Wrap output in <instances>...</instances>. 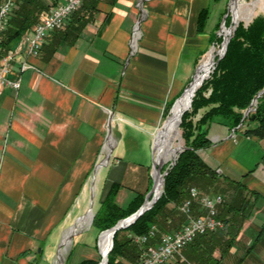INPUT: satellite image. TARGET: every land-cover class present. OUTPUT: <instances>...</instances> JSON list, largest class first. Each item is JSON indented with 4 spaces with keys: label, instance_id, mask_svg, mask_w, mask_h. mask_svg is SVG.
I'll return each instance as SVG.
<instances>
[{
    "label": "crops",
    "instance_id": "crops-1",
    "mask_svg": "<svg viewBox=\"0 0 264 264\" xmlns=\"http://www.w3.org/2000/svg\"><path fill=\"white\" fill-rule=\"evenodd\" d=\"M27 1L16 0L15 9L29 10L34 23L9 45L7 78L20 76V88L0 85V264H59L55 253L65 230L85 208L78 227L90 223L95 195L99 204L116 183L115 202L121 197L128 167L121 157L137 148L141 123L153 157L162 107L180 87L177 62L193 47L200 8L195 0H85L30 57L35 25L64 0ZM22 64L27 68L20 71ZM219 130L217 162L208 157V166H220L223 176L254 193L244 194L251 208L233 216L234 239L218 264H264V137ZM240 146L255 147L250 165L234 156Z\"/></svg>",
    "mask_w": 264,
    "mask_h": 264
},
{
    "label": "trees",
    "instance_id": "trees-1",
    "mask_svg": "<svg viewBox=\"0 0 264 264\" xmlns=\"http://www.w3.org/2000/svg\"><path fill=\"white\" fill-rule=\"evenodd\" d=\"M35 1V0H33ZM32 0H28L30 5ZM36 3H31L35 6ZM24 7L13 10L9 24L0 41L1 53L5 54L9 45L34 23V16ZM208 17V8L200 10L197 17V33L203 34ZM229 18L226 19V23ZM216 42L221 37L213 36ZM264 89V16L255 17L248 25L238 23L231 36L224 56L217 62L210 76L203 81L192 98L191 111L182 115L180 130L185 143L175 164L169 167L164 176L163 192L154 205L145 211L133 224L116 231L112 249L108 254L107 264H137L140 248L133 241L134 236H141L155 225L163 227L168 219L173 218L172 208L178 207L187 198L191 186L205 181L208 187L224 194L217 209V218L224 223L222 230L197 236L183 249V258L170 260L165 264H218L234 239L233 216L237 212H246L251 208L244 194H253L240 182L219 175L215 169L207 166L198 150L209 145L207 138L209 125L219 119L230 130L242 125L238 130L246 137H264V94L257 99L254 112L242 120L244 111L251 101ZM173 100L166 102L162 118L168 115ZM200 109H206L201 118L193 124L191 116ZM252 117L254 119L252 120ZM119 184H111L106 196L94 212L91 227L99 232L113 227L138 210L143 196H135L125 208L115 202ZM196 206L193 205V209ZM200 214V212H199ZM216 251L219 256L216 257ZM71 255V254H70ZM69 255V257H70ZM68 257V258H69ZM68 260V259H67ZM77 264H97L85 259Z\"/></svg>",
    "mask_w": 264,
    "mask_h": 264
},
{
    "label": "rangeland",
    "instance_id": "rangeland-1",
    "mask_svg": "<svg viewBox=\"0 0 264 264\" xmlns=\"http://www.w3.org/2000/svg\"><path fill=\"white\" fill-rule=\"evenodd\" d=\"M194 2H196L195 3L196 5H194V6L200 8L198 13H197V17H198V14H199L201 9L206 8V7L208 8V17H207V20H206V23L204 26V32H203V34L197 33V27H196L197 26L196 11L197 10L195 9L196 22H195V35H194L195 38L193 40V47L191 49L185 48L184 53L186 55L180 56L178 59L177 70H176L174 78L179 81L180 87H179V89L175 95L173 93L172 95H169L167 97V99L164 102V105L162 107V113H163V109H164L166 102L173 100V103H174L175 100L181 96L184 89L187 88L189 86L190 82L192 81V78L195 74L196 68L199 66L198 67V70H199L202 63L210 57H211L210 64L206 68H207L208 72L211 70L210 65L212 62V55H214L213 60H216L217 57L219 56V52L221 50L223 35H225V37H228V30L229 29L231 30L230 27L234 25V22L237 23V25H238V23H243L246 26L255 17L264 16V0H236L231 5L229 3V0H195ZM80 8L76 12H74L70 17H72V16L74 17L79 12ZM228 10H230V13L225 18L224 29H222V31L220 32L219 28H220L222 19ZM227 18H229V21L226 23ZM232 19L234 22H231ZM8 22H9V20H8ZM8 22H7V25H6L3 33L5 32V30L8 26ZM65 26H66V24H65ZM57 31H60V30H57ZM3 33L1 34L0 41L2 40ZM214 35H216L217 37H221V41L216 42L214 37H213ZM8 52H10V51H8ZM190 54H192V55H190ZM1 56H3V55H0V57ZM210 74H209V76H210ZM205 75H206V73H205ZM186 97H188L187 92L185 93V98ZM173 103H172V105H173ZM172 105H171V107H172ZM171 107H170V109H171ZM190 108H191V106H190ZM190 108L185 112L191 111ZM170 109H169V111H170ZM169 111H168V115L166 117H168L170 115ZM205 111H206V109H200L196 114L191 116L193 124L196 123L201 118L202 114ZM250 113H252V112H250ZM164 119L162 118L161 122L159 123V127L163 123ZM242 120H243V117H242ZM241 125H242V121H241V124H239L237 128L229 130L222 123V121L219 119H215L209 125L208 134H207V138L209 140V145L203 149L198 150V155L200 156L202 161L207 166L210 163L208 160V157H209V159L211 158V160H213L215 163L217 162L215 158H212V155L217 154L216 153L217 145L223 141L222 136L218 137V135H217L218 133L221 134L219 132V131H221V130H219V128L220 129L223 128V129L227 130L228 132H231V131L236 132V131H239L238 128H240ZM146 128H147L146 125L141 123V132H139L138 135L135 137V140L138 142L137 148L133 152L127 151V153H125L121 157L123 159L124 163L128 164V167L125 171V177L123 178V182H122V186H121L122 187L121 189L123 191L121 192V197L118 200H116V204L119 205L121 208H125L127 206V204L131 201L130 198L138 196V195H141V197L143 196V201H144L145 196L147 195V193L152 188L153 180H152V176H151V172H152V158H151V146H150L151 140H150V136H149ZM174 130H175L174 128H171L170 131H174ZM176 132H177V136H174L172 139V147L170 148V151L165 158V162H163V165L161 167V173H163L164 171H166L169 168V163H170L173 155L175 154V150H177L178 148H185L184 140L181 137L180 124H179V128L174 131V133H176ZM166 146L167 145H165V147ZM165 147L163 146L162 150ZM242 148L243 147L240 146L239 150L237 152L235 151L234 152L235 155L234 154L233 155L234 156L238 155L237 159L239 161L240 155L242 154V157L245 158V163L247 165H250V163H252L253 158L255 156V149H253L255 147L248 146V147L244 148L243 150H242ZM168 149L169 148L167 147V150H166L167 152H168ZM165 155H164V157H165ZM210 166H213V165H210ZM210 168H212V167H210ZM219 168H220V166H214L212 169L220 170ZM106 170H107V168H102L100 170V173L98 175V177L100 179V185H102V183L104 181ZM96 174H97V170H93V172L91 171L88 181H91L92 178L94 179L95 176L93 177V175H96ZM89 183L87 185L88 187H90ZM97 185H98V181H97ZM98 187H99V192H100L101 188L99 185L97 186V188ZM191 188H195L196 191L199 193V196H206V197H210V198H215L217 196L221 197V202L219 204H217L215 207L216 217H217V209H218V206L221 205V203H222V198H224V194L222 192H218L217 190L211 189V187H208L207 182L201 181V183H197L196 185L191 186L188 189L187 198H190L189 190ZM146 190H147V192H146ZM96 193H97V191H96ZM151 197L149 198V200L151 199ZM186 199H184L181 202V204L176 208L173 207V205H171V204L168 206L169 208H172V211H173L172 214L175 216L171 219H168L166 221L165 225L163 224V227L162 226L157 227V226L153 225V226H155L158 235L164 234V233L175 232V231L181 229V227H183L189 221V218H194V217H197V216L204 214V209L201 207L198 200H192V203L190 205L189 214L183 212L182 203ZM193 205L196 206L195 209H193ZM98 207H99V204L96 201V195H95V199L93 200V213L98 209ZM86 209L87 208H85V210L83 211L82 214L85 213ZM199 212H200V214H199ZM74 213H75L74 215H77L80 213V210L76 209ZM91 224L90 223L87 225L85 224L82 227L77 226V228H76L77 233L72 236V240L70 242H67V245L63 249L64 251L62 254V258L64 259V264L65 263L66 264H77L81 260H85V259L93 260V261L97 262V264L100 262L101 256H100L99 239H100V234L103 231L99 232L97 229L92 228ZM223 228H224V223L222 222V228L218 229V230H222ZM215 231H217V230L208 231L204 234L213 233ZM204 234H202V235H204ZM134 237H132L134 243L136 245H138L140 248V254H139V257H140L141 252L143 251L145 246L140 245L139 243L135 242ZM156 242H157L156 239H150L148 241V244L154 245ZM38 249H40V248H38ZM182 254H183V252H181V257L178 256L177 258H180V259L182 258V260H184ZM69 255H70V257H69ZM68 257H69V260L67 261Z\"/></svg>",
    "mask_w": 264,
    "mask_h": 264
},
{
    "label": "built area",
    "instance_id": "built-area-1",
    "mask_svg": "<svg viewBox=\"0 0 264 264\" xmlns=\"http://www.w3.org/2000/svg\"><path fill=\"white\" fill-rule=\"evenodd\" d=\"M83 2L84 0H64L51 6L35 25L32 36L27 39L28 56H38L47 35L63 29L70 16L82 6ZM15 6L16 0H0V39ZM12 60V52L0 57V85L18 91L21 84L20 76L14 80L7 78L11 72ZM26 68L27 65L22 64L20 71ZM189 195L190 198L182 203L183 212L189 214L192 200H198L204 209V214L189 218V221L181 229L172 233L158 235L155 226H152L146 234L135 236V242L145 246L137 264H165L178 256L181 257L185 246L197 236L222 228V222L216 217L215 209L216 205L221 202V197L199 196L195 188L189 190ZM150 239H156L157 242L154 245H149Z\"/></svg>",
    "mask_w": 264,
    "mask_h": 264
},
{
    "label": "water",
    "instance_id": "water-1",
    "mask_svg": "<svg viewBox=\"0 0 264 264\" xmlns=\"http://www.w3.org/2000/svg\"><path fill=\"white\" fill-rule=\"evenodd\" d=\"M145 0H141V4H143ZM236 0H229L230 5L232 3H234ZM230 13V10L227 11V13L224 15L219 31L221 32L222 29H224V22H225V18L228 16V14ZM231 22H234L233 19L231 20ZM237 26V23L234 22V25L231 26V30H228V37H225V35H223V41H222V45H221V50L219 52V56L217 57L216 60H213L214 55H212V62H211V70L207 73L206 76H204L203 78L200 79V81L195 85V87H193V89L191 90V94L190 97H188L187 102L185 104V106L183 108H181L177 113L174 112L175 108L181 103L185 93L187 90L190 89V87H192L193 83H194V79L195 76L197 74L198 71V67L195 70V74L192 78V81L190 82L189 86L187 88L184 89V91L182 92L181 96L179 98H177L175 100V102L173 103L170 111H169V116L166 117L163 121V123L161 124V126L157 129V131L155 132L153 141H152V172H151V176H152V180H153V184H152V188L150 189V191L147 193V195L144 198V201L142 203V205L138 208V210L136 212H134L133 214H131L130 216L119 220L113 227H111L110 229H107L103 232H101L100 236L103 233H108L109 234V242L107 245V248L105 249V251L101 252L100 251V256H101V260L98 264H107L108 262V254L112 249V245H113V236L116 233V231L120 230V229H125L127 227H129L131 224H133L145 211L149 210L154 203L160 198L162 192H163V185H164V176L167 174L166 171H164L163 173H161V167L163 165V163H157L158 158L154 157V152L156 151L157 154L159 155V153H161L162 147L163 145H165V143H168L170 137H171V128H174L175 130H177L179 128V124L181 123V118L182 115L184 114L185 111H187L190 106H191V102H192V98L194 97V94L196 92V90L200 87V85L202 84V82L207 79L209 77V74L212 72L215 64H217V62L224 56L226 49H227V44L231 38V36L233 35V32L235 30ZM264 94V89L258 93V95L251 101L248 109L244 112L243 114V119L250 113L255 111L256 109V105H257V99ZM254 119V117H252V120ZM241 124V122H240ZM168 140V141H167ZM185 148H180L175 150V155L173 156V158L171 159L170 163H169V167L173 166L179 156V154L181 152L184 151ZM111 155V150H109V152L106 154V160H109V157ZM216 172L219 175L221 174L220 170H216ZM158 177L160 179V190L158 193H153L154 189H155V184H156V179L155 177ZM152 196V197H151ZM151 197V199L149 200V198ZM89 208H88V212L91 214V219H90V224L92 223L93 217H94V213H93V200L90 201L89 204ZM86 214V213H85ZM85 214H83L82 216L78 217L75 222L65 230L64 235L62 237V240L60 242V244L58 245V248L56 250L55 253V258L58 261L59 264H64V259L62 258V254H63V249L65 247V241L70 242L72 240V236L75 235L77 233V226L78 223L80 222V220H82L85 217ZM40 252V250L38 249V253ZM37 259H39V256L37 257Z\"/></svg>",
    "mask_w": 264,
    "mask_h": 264
},
{
    "label": "bare ground",
    "instance_id": "bare-ground-1",
    "mask_svg": "<svg viewBox=\"0 0 264 264\" xmlns=\"http://www.w3.org/2000/svg\"><path fill=\"white\" fill-rule=\"evenodd\" d=\"M210 61H211V57L208 58V59H206L202 63V65L200 66V68L197 71V74L195 76L194 83H193L192 87H190V89L186 91L187 94H188V97H190L191 90L193 89V87H195V85L200 81V79L205 75V73L207 75L208 70H207L206 67L209 66ZM188 97L185 98V95H184L181 103L175 108V110H174L175 113H177L181 108H183L185 106ZM174 131H170L172 135H171L169 141L167 140L168 143H165V145H167V146L165 147V145H163L165 148L163 150H161V153H159V155H158L156 151L154 152V157L155 158H158L157 163H163V162H165V158L168 155V153L170 151V148L172 147V139H173L174 136H177V132L174 133ZM167 147L169 148L168 149V152L166 151L167 150ZM178 149H180V148H178ZM164 155H165V157H164ZM155 179H156V184H155V189H154L153 193H158L159 190H160V179L157 176L155 177ZM108 242H109V234L108 233H103L100 236V239H99V247H100V251L101 252L105 251V249L107 248Z\"/></svg>",
    "mask_w": 264,
    "mask_h": 264
}]
</instances>
